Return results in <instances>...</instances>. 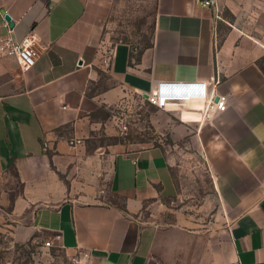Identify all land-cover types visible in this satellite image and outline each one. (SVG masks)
Segmentation results:
<instances>
[{
    "label": "crops",
    "instance_id": "1",
    "mask_svg": "<svg viewBox=\"0 0 264 264\" xmlns=\"http://www.w3.org/2000/svg\"><path fill=\"white\" fill-rule=\"evenodd\" d=\"M114 3L0 0V33L4 10L16 39L38 38L31 68L0 57V216L13 240L82 250L88 264H264V0H156L149 45L107 53ZM216 78L227 106L204 116L197 96ZM159 85L194 94L154 106L173 141L190 136L203 153L229 222L220 237L181 213L166 218L177 187L163 145H89Z\"/></svg>",
    "mask_w": 264,
    "mask_h": 264
},
{
    "label": "rangeland",
    "instance_id": "2",
    "mask_svg": "<svg viewBox=\"0 0 264 264\" xmlns=\"http://www.w3.org/2000/svg\"><path fill=\"white\" fill-rule=\"evenodd\" d=\"M156 14V0H115L105 27L101 50L109 53L119 41L140 49L149 44ZM115 135H96L89 145L132 142L137 147L163 145L172 163L177 194L166 202V218L181 213L199 227H211L220 237L228 227L226 214L214 190L213 175L204 155L190 136L173 141L162 127V114L154 104L134 96L115 111ZM126 125L123 133L121 126ZM106 201H114L106 187ZM117 201V200H115ZM66 257L53 248L15 242L11 226L0 216V264H65Z\"/></svg>",
    "mask_w": 264,
    "mask_h": 264
},
{
    "label": "built area",
    "instance_id": "3",
    "mask_svg": "<svg viewBox=\"0 0 264 264\" xmlns=\"http://www.w3.org/2000/svg\"><path fill=\"white\" fill-rule=\"evenodd\" d=\"M204 4H211L212 0H199ZM2 26L7 28L5 33H0V57L9 56L13 57L17 63V65L22 70H27L31 68L37 57V50L35 48L38 38L34 32H29L26 36L21 39H16L11 29L9 28V23L4 19L2 22ZM132 53L137 52V48H132ZM218 78L212 80V88L207 90V84L203 83L202 90L198 93L197 98L202 99L203 103L200 108V111L204 116H208L211 110L214 111H223L227 106V95L218 94L215 92L213 86L218 82ZM166 86L159 85L155 91L147 93L145 99L159 108H165L168 106L170 101L174 99H186L191 97L194 94H190L189 92L184 93H169L166 90ZM186 89V87H185ZM188 89V87H187ZM216 99V100H215ZM124 129H126V125L121 126V133H123ZM79 138H73L69 140V146H74L79 143ZM48 142L43 141V147L47 148ZM43 245L45 247H50L52 245L51 239H46L43 241ZM88 254L85 251L77 250L76 253L69 255L66 257L65 264H88L87 262Z\"/></svg>",
    "mask_w": 264,
    "mask_h": 264
},
{
    "label": "water",
    "instance_id": "4",
    "mask_svg": "<svg viewBox=\"0 0 264 264\" xmlns=\"http://www.w3.org/2000/svg\"><path fill=\"white\" fill-rule=\"evenodd\" d=\"M1 12H2V14H3L4 19H5L10 25H12L13 22H12V20H11L10 15H9L8 13H6L4 10H1Z\"/></svg>",
    "mask_w": 264,
    "mask_h": 264
},
{
    "label": "trees",
    "instance_id": "5",
    "mask_svg": "<svg viewBox=\"0 0 264 264\" xmlns=\"http://www.w3.org/2000/svg\"><path fill=\"white\" fill-rule=\"evenodd\" d=\"M147 45H149V44H147ZM147 45H145V46H147ZM139 52H140V51H139ZM139 56H140V54H138V55L135 57V59L138 60V59H139ZM261 68H262V70L264 71V64H261Z\"/></svg>",
    "mask_w": 264,
    "mask_h": 264
}]
</instances>
